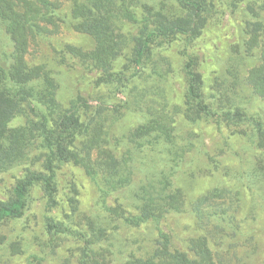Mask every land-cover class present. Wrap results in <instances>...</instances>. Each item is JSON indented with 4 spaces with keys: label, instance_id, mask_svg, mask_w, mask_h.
Returning <instances> with one entry per match:
<instances>
[{
    "label": "trees",
    "instance_id": "16d2710c",
    "mask_svg": "<svg viewBox=\"0 0 264 264\" xmlns=\"http://www.w3.org/2000/svg\"><path fill=\"white\" fill-rule=\"evenodd\" d=\"M68 1L72 8L66 21L76 31L90 35L94 47L83 51L67 45V51L102 70L104 79L116 81L123 87L117 92L127 99L124 104L104 107L102 100L92 105L90 99L77 95L64 107L57 99L54 78L42 66L29 67L24 58L30 34L40 28V21H53L57 5L53 0H0V27L11 43V51L0 54V173L21 166L20 174L14 176L10 195L0 198V223L18 220L24 215L28 195L36 184L41 185L44 197L54 205L59 192V163L73 162L97 185L101 215L84 216L76 224L72 223L78 215V205L71 199V211L64 213L63 219L47 217V246L52 247V252L65 237H75L81 244L79 264H217L208 234L219 232V239L227 243L240 232L235 215L215 201L222 197L224 189L206 192L189 204V212L205 233L186 236L184 250L174 247L172 234L159 226L166 215L181 211L185 198L180 179L191 172L189 166L193 160L212 172H220L219 163L208 155L192 131H183L178 117L180 121L197 122L202 115L218 114L231 122L247 120L239 107L242 99L233 101L230 107L214 106L203 100V80L190 58L184 66L186 95L195 105L188 113L179 104L169 107L172 66L154 48L181 35L193 37L201 33L206 24L207 0H175V7L171 9L164 1L159 5L144 0ZM248 8L253 14L250 30L253 32L246 44L250 48L260 47L261 57L260 64L249 71L245 82L264 101V38L257 32L264 28V2L258 10L252 5ZM125 26L134 28L135 33L129 27L126 32ZM130 45L131 62L135 65L130 77L123 71L111 72L114 62ZM238 62L240 65L242 58ZM234 64L237 68L235 58L227 69L233 84L238 80ZM130 83H133L131 87ZM209 99L214 100L215 95H209ZM121 107L130 113L138 111L143 122L117 130ZM22 114L26 122L10 127V122ZM257 123L264 156V129ZM145 149L150 151L149 156L153 155V160L136 158L138 153L145 154ZM254 170L264 176L263 158ZM253 174L257 175L254 171ZM238 175H241L239 171ZM125 192L131 194V206L122 202L108 204L109 196L117 199ZM115 220L124 222L128 230L155 222L156 238L143 247L145 258L133 254L122 258V250L114 251L117 244H122V238L110 227ZM6 241L7 237L0 234V245ZM9 249L11 255L24 251L21 242L15 240L10 242ZM251 258L242 263L257 264ZM41 259L42 256L33 252L27 264H36Z\"/></svg>",
    "mask_w": 264,
    "mask_h": 264
},
{
    "label": "rangeland",
    "instance_id": "374dc122",
    "mask_svg": "<svg viewBox=\"0 0 264 264\" xmlns=\"http://www.w3.org/2000/svg\"><path fill=\"white\" fill-rule=\"evenodd\" d=\"M53 1L57 5V15L53 16V21H40V28L30 34L24 55L26 64L29 67L42 66L49 72L58 87L57 99L64 107L77 95L90 99L92 105L99 104L100 100L104 107L124 104L126 95L117 92L118 88L123 89L122 86H118L116 81H110L111 78L104 79L105 74L102 70L69 54L67 45L90 51L94 47V39L88 34L76 31L66 21L72 8L70 1ZM144 1L158 5L164 1L169 9L175 7V0ZM261 2L264 0H207L206 24L201 33L193 37L181 35L171 42L154 48L157 52L161 51L172 66L173 83L170 84L172 90L169 87L168 91L172 100L169 107L179 104L182 111L188 113L195 105V101L186 95L188 83L184 66L190 58L194 63V70L200 73L203 80V100L212 102L214 106L230 107L233 101L242 99L239 107L247 116L245 122L237 123L225 120L218 114L213 117L202 115L197 122L180 121L179 117L177 119L183 131L185 129L192 131L195 139L202 141L208 155L219 163L220 172H212L197 160H193L189 166L191 172L180 179L185 198L181 211L166 215L159 226L172 234L174 247L184 250L186 236L205 233L204 229H199L195 217L189 212V204L206 192L224 189L222 197L216 198L215 201L220 206L229 208V212L235 215L242 233L238 232L227 243H222L219 239V232L208 234L217 264H237L239 258L240 264H243L242 262L249 257H252L251 262L264 263V182L262 180L264 176L262 172L254 170L258 167L259 161L262 158L264 160L259 145L257 125V122L261 123L264 129V101L256 96L245 82L249 71L260 64L261 57L260 47L250 48L246 44V40L253 32L250 31L253 27L251 22L253 14L248 7L252 5L258 10ZM127 27L135 33V29L131 26H125L126 32H128ZM257 32L261 38H264V28L257 29ZM5 36L0 27V46H3L0 48L2 49L0 54L11 51V43ZM131 48L130 45L117 58L111 72L123 71L125 76L130 77L135 66L131 62ZM234 58L238 64L237 68L234 64L238 71L235 85L233 78L227 74V69L230 68L231 61L234 62ZM239 58H242L240 65ZM132 84L130 83V87ZM211 94L215 95L214 100L209 99ZM120 112L118 114L120 119L116 125L119 131L143 122V117L138 111L130 113L121 107ZM25 122L26 116L18 115L10 122V127H17ZM144 152L145 154L138 153L136 158L154 159L153 155L149 156L148 149ZM207 161H210L209 157ZM59 164V192L56 203L51 204L44 197L41 185L36 184L28 195L24 215L18 220L0 223V234L7 237L6 243L0 245V264H27L33 252L42 256L41 261H36V264H79L80 242L75 237H65L60 241L59 246L55 247V252H52V247L47 246L49 235L45 230V222L47 217L63 219L64 213L71 211V199L78 205V215L72 223L76 224L84 216L101 215L98 188L80 165L73 162ZM156 164L160 166L158 162ZM20 168L21 166L14 167L12 171L0 173V198L10 195L15 183L14 176L20 174ZM238 171L241 175H238ZM253 171L257 175H254ZM129 193H122L117 199L109 196L108 204L116 205L117 202H122L131 206ZM132 210L135 212L134 209ZM110 227L122 238V244L114 247L116 253L122 250L120 254L122 258H127L131 254L145 258L146 249L143 247L152 244L157 234L155 222H147L141 227L128 230L124 222L115 220ZM14 240L21 242L24 251L11 255L9 244ZM231 244H235V247Z\"/></svg>",
    "mask_w": 264,
    "mask_h": 264
}]
</instances>
